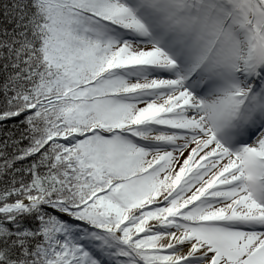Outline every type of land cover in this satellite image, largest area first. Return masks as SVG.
<instances>
[{
    "label": "snow or ice",
    "instance_id": "6c2138e0",
    "mask_svg": "<svg viewBox=\"0 0 264 264\" xmlns=\"http://www.w3.org/2000/svg\"><path fill=\"white\" fill-rule=\"evenodd\" d=\"M0 264H264V0H0Z\"/></svg>",
    "mask_w": 264,
    "mask_h": 264
}]
</instances>
